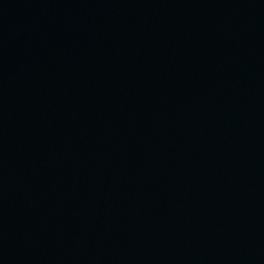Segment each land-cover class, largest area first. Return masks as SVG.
Instances as JSON below:
<instances>
[{"label":"water","instance_id":"1","mask_svg":"<svg viewBox=\"0 0 264 264\" xmlns=\"http://www.w3.org/2000/svg\"><path fill=\"white\" fill-rule=\"evenodd\" d=\"M0 264H264V0H0Z\"/></svg>","mask_w":264,"mask_h":264}]
</instances>
